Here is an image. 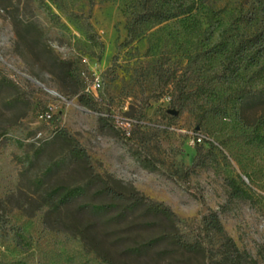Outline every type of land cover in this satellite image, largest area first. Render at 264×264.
<instances>
[{
  "label": "rangeland",
  "instance_id": "374dc122",
  "mask_svg": "<svg viewBox=\"0 0 264 264\" xmlns=\"http://www.w3.org/2000/svg\"><path fill=\"white\" fill-rule=\"evenodd\" d=\"M133 1L0 0V264H214L175 240H193L212 209L246 264H264V143L253 140L264 133V57L231 84L213 77L223 56L207 52L222 31L253 32L257 19L239 17L258 2L199 0L191 15L149 24L125 44ZM157 70L208 92L178 112ZM97 79L91 97L100 111H92L78 95ZM237 85L252 87L251 97L220 110ZM109 115L131 138L101 124ZM62 128L91 165L70 153ZM138 149L157 159V171L141 166ZM95 173L124 197L105 194ZM231 178L243 179L253 199L230 198ZM71 187L80 195L62 201ZM134 193L165 203L179 221L144 205L128 209Z\"/></svg>",
  "mask_w": 264,
  "mask_h": 264
},
{
  "label": "trees",
  "instance_id": "16d2710c",
  "mask_svg": "<svg viewBox=\"0 0 264 264\" xmlns=\"http://www.w3.org/2000/svg\"><path fill=\"white\" fill-rule=\"evenodd\" d=\"M199 0H134L132 3V11L127 16V39L125 44H130L142 35L145 26L149 24H161L168 22L170 19H178L186 15H191L198 9ZM258 4L252 10V15L240 16L242 22H252L257 19L259 22L256 29L247 34L238 35L232 33L230 30L220 32L219 38L216 43L207 49L210 58H216L222 55L223 59L220 63L221 68L214 74V78L226 81L231 84L239 81L243 70L249 67L259 65L260 59L264 57V0H257ZM91 26V25H90ZM96 33L91 31L89 38L96 39ZM157 77L162 83L163 89L172 86L170 92V108L182 112L187 105L195 98L202 96L208 92L206 86L197 87L192 90L188 88V82L181 76H177L176 72L166 73L156 71ZM2 81L12 84L6 76H1ZM253 92L252 87L237 85L224 99V106L220 110H225L226 106H238L247 101ZM79 101L90 110L100 111L97 100L92 98L86 92H81L78 95ZM169 119L174 118L175 114L164 113ZM112 115L101 116L100 122L108 130L112 131L117 136L123 138H131L132 132L127 127L120 128L113 122ZM58 135L64 138L70 148V153L77 159H82L90 164V156L85 147H83L79 140L66 129H58ZM253 140L264 143V133L256 131L253 134ZM210 144H213L210 142ZM143 150H136L134 152L136 159L140 161L141 166L149 171H157L159 164L154 156L145 154ZM203 147L197 145V154L194 157V164L202 166L206 160L201 157ZM92 181H100L103 185V192L114 199L123 198V194L116 190L108 181L95 173L91 176ZM245 181L237 178L228 179V186L230 190V198L252 200L253 193L250 189L244 186ZM81 187H71L64 190L62 201L72 200L80 195ZM138 205H144L145 208L151 213L161 215L163 219L175 225L179 218L171 207L161 201H154L148 199L145 195L140 196L134 193L133 200L127 203L128 209H134ZM202 225L199 232L194 234V239L190 240L184 236H176L175 240L178 245L186 250H202L210 254L214 264H246L249 255L240 250L233 237L226 233L223 222L220 220L219 211L212 209L205 213L202 217ZM252 264H256V260L251 259ZM27 264V263H24Z\"/></svg>",
  "mask_w": 264,
  "mask_h": 264
},
{
  "label": "built area",
  "instance_id": "2783aa9c",
  "mask_svg": "<svg viewBox=\"0 0 264 264\" xmlns=\"http://www.w3.org/2000/svg\"><path fill=\"white\" fill-rule=\"evenodd\" d=\"M101 85H100V81H99V79H97L94 83H93V86H92V90L88 87L87 88V90H86V93L88 94V95H93V92H94V94H97V92H96V90L98 89V87H100ZM51 116V114H50V112H46L45 114H43V115H41V117H43V118H47V117H50ZM198 140H201V138L199 137L198 138Z\"/></svg>",
  "mask_w": 264,
  "mask_h": 264
},
{
  "label": "water",
  "instance_id": "95a60500",
  "mask_svg": "<svg viewBox=\"0 0 264 264\" xmlns=\"http://www.w3.org/2000/svg\"><path fill=\"white\" fill-rule=\"evenodd\" d=\"M38 82V81H37ZM51 90V89H50ZM53 91V90H52ZM53 92H55V91H53Z\"/></svg>",
  "mask_w": 264,
  "mask_h": 264
}]
</instances>
